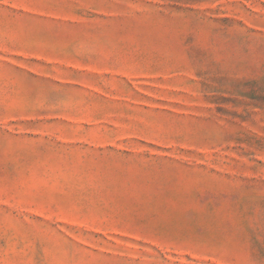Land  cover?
<instances>
[{"label": "rangeland", "instance_id": "1", "mask_svg": "<svg viewBox=\"0 0 264 264\" xmlns=\"http://www.w3.org/2000/svg\"><path fill=\"white\" fill-rule=\"evenodd\" d=\"M0 264H264V0H0Z\"/></svg>", "mask_w": 264, "mask_h": 264}]
</instances>
